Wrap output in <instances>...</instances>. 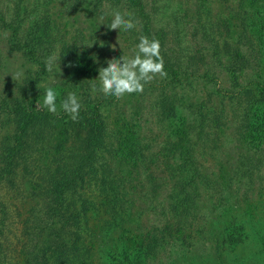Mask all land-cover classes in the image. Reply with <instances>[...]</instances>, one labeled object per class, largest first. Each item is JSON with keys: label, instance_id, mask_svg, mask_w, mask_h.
<instances>
[{"label": "trees", "instance_id": "obj_1", "mask_svg": "<svg viewBox=\"0 0 264 264\" xmlns=\"http://www.w3.org/2000/svg\"><path fill=\"white\" fill-rule=\"evenodd\" d=\"M104 1L106 0H67L65 5L96 11ZM218 1L223 5L227 3V0ZM119 2L126 5L139 20V37L144 35L159 40L164 70L167 72V77L161 83L157 85L150 82L139 94L144 96L156 90L160 93L165 88L191 78L216 85L212 74L216 64L227 75L230 88L227 91L218 88L215 92L228 101L232 135L237 142L242 143L245 151L244 155H239V169L234 172L233 178L239 183L242 179L251 183L255 177L260 180L258 171L264 168V77L260 75V68L264 65V0H241L236 3L232 19L222 18L224 27L216 31L221 34L222 30L220 43L223 54L219 52L218 41L208 36L196 15L194 23L201 32V39L212 44L209 57L214 60L202 72L199 68L186 72V65L191 62L196 65L200 60V53L184 55L182 49L174 50L166 46V35L155 28L151 15H154L157 8L152 7L148 11L143 0H113V5ZM21 5L22 0H14L11 8L4 7L2 10L0 0V30L6 33L8 52L19 55L32 66L26 71L22 84L16 87L14 93L8 88L0 93V126L3 119L14 124L11 134L0 137V191H5V194L0 193V264H88L85 258V248L88 246L82 244V234L91 231L88 227L89 220L101 217L97 207L86 212V205L90 203L89 194L96 192L106 200L112 196L115 197L112 199L114 201L118 190L113 187L121 186L118 175L113 172L116 159L111 157H118V153L100 121L98 111L102 103L108 104L116 98L104 96L97 91L99 100L93 107L88 91L93 83L99 88L96 78L98 69L105 67L104 63L94 60L96 55L92 49L64 43L56 46L47 20L43 19V13L40 20L34 14V9L27 12ZM43 10L45 12L44 7ZM198 11L199 6L195 8L197 14ZM204 12L210 14V11ZM218 17L220 15H217V19ZM49 57H56L58 67L68 71L65 73L67 75L63 86H55L59 91L58 112L55 115L42 107L45 91L41 85L54 71V64L51 71L48 68ZM245 69L254 70L255 78L240 85L238 74ZM69 92H76L82 97L77 122L59 109L61 100ZM154 104L157 107V121L166 122L171 108L166 101H154ZM216 117L214 129L222 133L229 128L226 115L220 112ZM199 120L196 136L206 125L203 115ZM167 124L166 136L170 137L171 131ZM153 132L156 131L148 127L146 118L141 117L132 123L126 134L127 138L116 142L123 148V152L119 154L122 160L130 161L136 166L149 163L152 155H155L153 146L157 135ZM205 135L208 136L206 133ZM55 138L63 139L67 146L56 147V152L53 153L51 141ZM177 138L189 143L185 136ZM114 140L117 141L116 138ZM194 144L190 142V145L183 147L167 143L170 157L176 159L174 154L178 152L181 158H178V162L174 160L171 165H167L171 184L163 201L157 204L158 222L151 225L143 238L140 237L131 245V252L127 256L129 263L122 264H186L191 245L196 244L189 220L196 215L198 200L208 194L209 187L218 197L220 189L224 190L200 171L199 163L192 157ZM109 156L110 159L107 160ZM42 160H46L45 163ZM133 171L137 174L135 168ZM23 181L29 187L25 191L29 206L20 223L22 236L18 240V236H11L9 219H13V215L18 218L19 199L17 194L13 196L7 192L16 191ZM161 185L153 182L149 191L152 196ZM230 185L229 181L227 188ZM120 201L118 199L116 205H120ZM221 201L225 199L220 197L211 202L212 211L223 213L227 210L222 208ZM259 216L260 227L252 223L243 224L236 219L228 223L221 241L222 248L226 249L223 254L225 261L219 259L217 264H241L243 261L244 264H257L256 261L264 264V211ZM252 217V214L247 215L249 219ZM86 237L87 234L84 238ZM18 246L25 249L24 258L20 261V254L16 257L15 250ZM246 247L249 249L247 253ZM19 252H23V249L20 248Z\"/></svg>", "mask_w": 264, "mask_h": 264}, {"label": "rangeland", "instance_id": "obj_2", "mask_svg": "<svg viewBox=\"0 0 264 264\" xmlns=\"http://www.w3.org/2000/svg\"><path fill=\"white\" fill-rule=\"evenodd\" d=\"M13 1L1 0V9L4 10V7L11 8ZM239 1L241 0H227V3L223 5L218 0H143L148 11L152 7L158 9L154 15H151L155 28L162 30L166 35L167 47L174 50L180 48L184 55L200 53V60L196 65H193L192 62L188 63L186 72L196 68L202 72L204 68L206 69L214 63V60L209 57L212 44L201 39V32L194 23L196 15H198L199 21L204 26L208 36L218 41L219 52L223 54V47L220 43L222 30L221 34H218L216 30L224 27L222 18L232 19V13L236 12V3ZM66 3L67 0H22L21 6L25 7L27 12L34 9V14L37 15L38 19L43 13V19L47 20V26L54 35L56 46L64 43L69 46H83L92 49L96 55L94 60H101L105 66L106 60L118 59L121 55H132V50L139 43L141 24L126 5L121 2L113 5V0H106L101 2V7L98 10L94 11L90 8L82 10L74 6H66ZM198 6L197 14L195 8ZM115 10L121 13H130L137 22L136 28L130 31L110 30L112 13ZM204 11H210V14L208 15ZM217 15H220L221 18L218 17L217 19ZM5 38L6 33L0 30V93L4 92L6 88L14 93L16 87L22 84L26 71L32 66L19 55L8 52ZM53 70L52 75L42 82L43 91L51 84L54 75L62 80L56 85L63 86V80L67 75L65 73L68 71L64 70L63 67L58 69L56 64H54ZM59 70L60 73L58 74ZM212 70L216 85L191 78L173 87L165 88L160 93L156 90L150 91L144 96L139 93L125 95L123 99H115L108 104L102 103L98 107L100 121L105 126L107 134L111 137L112 146L118 153V157L116 155L111 157L116 159L113 172L118 175L117 179L121 186L113 187L118 190L115 202L112 201L115 198L112 196L106 200L96 192L94 194L87 193L90 195V203L86 205V212L97 207L101 214V217L98 216L99 218L97 217L94 221L92 219L88 221V227L91 231L82 234V244L88 246L85 248V258L88 264L129 263L130 259L127 256L131 252V245L140 237L143 238L145 232L150 230L151 225L158 222L157 204L163 201L171 184L167 165L168 163L171 165L174 160L178 162V158H181L178 156V152L174 154L176 159L170 157L167 151V143H176L178 146L187 147L190 142H194L192 157L195 162L199 163L200 171L224 189H220V197L225 199V201H221L220 205L223 209H227L223 213L212 211L211 202H215L216 198L220 197L210 187L207 190L208 194L198 200L196 215L189 220L191 233L195 237L196 244L191 245L186 264H217L219 259L222 262L225 261L223 254L226 249L221 246L222 234L233 219L243 224L252 223L253 225L257 224V226L261 224L259 214L264 211V168H260L258 171L260 180L257 177L253 178L251 183H247L245 179L240 180V183L234 180V172L239 169V157H241L239 155H244L245 151L242 143L237 142L232 135L233 125L228 101L215 92V89L218 88L225 91L230 88L228 77L219 70L216 64ZM18 71L22 72L23 75L16 79L14 74ZM260 75L264 77V65L260 68ZM254 76V70L245 69L238 74V83L244 85L252 81ZM162 79L157 75L151 82L158 85ZM96 83L99 86V80ZM91 88L88 93L94 107L99 99L97 92L93 94ZM56 91L59 93L58 90ZM64 92L62 91V93ZM77 96L79 100L82 98L79 94ZM154 101H159V103L166 101L168 107L171 108V114L166 120L167 123L169 122L168 124L157 121V107ZM220 112L226 115L227 126H229L222 133L216 132L214 129L216 116ZM202 115L206 125L196 136V126L200 121L199 117ZM141 117L146 118L148 127L156 131L153 133L157 136L153 146L155 155H152L151 160L149 163L146 162L145 166H136L130 161L122 160L119 154L123 152V148L116 142L122 141V138H127L126 134L129 133V127ZM166 124L171 131L170 137L166 136L168 134ZM13 129L14 124L3 119L0 126V137L3 134H11ZM214 131L216 133H213ZM177 136H185L189 143L180 141ZM66 146L67 144L63 139L55 138L51 141V152L55 153L56 147L64 148ZM42 161L45 163L46 160ZM133 168L137 174L134 173ZM229 181L231 185L227 188ZM153 182L162 185L158 192L152 196L149 191ZM28 188L27 183L23 181L16 191L7 192L12 193L10 195L13 196L17 194L19 199L17 204L18 218L13 215L14 218L9 219L11 236H18V240L20 239L19 236H22L20 223L24 220L27 213L26 209L29 206V200L27 197L25 198V191ZM216 189L219 190L218 186ZM0 193L5 194V191H0ZM118 199H121L120 205H116ZM249 214L253 215L252 219L247 218ZM86 234L88 237L84 238ZM262 234L264 239V220L262 222ZM10 239L13 241L12 238ZM20 248L23 249V252H19ZM15 250L16 257L18 253L20 254L18 258L20 261L24 258L25 249L18 246ZM248 250L246 247L245 253ZM256 263L260 264V261H256ZM241 264H244V261Z\"/></svg>", "mask_w": 264, "mask_h": 264}, {"label": "clouds", "instance_id": "obj_3", "mask_svg": "<svg viewBox=\"0 0 264 264\" xmlns=\"http://www.w3.org/2000/svg\"><path fill=\"white\" fill-rule=\"evenodd\" d=\"M136 23L130 13H121L115 10L112 13L109 29L113 31L119 29L130 31L136 28ZM47 64L50 71L53 64H56L59 69L56 57H49ZM105 64V67L98 69L96 79L99 80V88L93 83L91 91L93 94L99 91L104 96H114L118 100L123 99L125 95L142 93L144 86L155 79L157 75L161 78L167 77L159 40L150 39L144 35L139 37V43L132 50L131 56L121 55L118 59L106 60ZM22 75L23 73L19 71L14 74L16 79L21 78ZM60 81L62 80H59L57 75L53 76L51 84L45 88V95L42 101V107L53 115L58 112V92L55 85ZM81 107V102L75 92H69L67 97L61 100L59 104V109L70 116L74 122L79 119Z\"/></svg>", "mask_w": 264, "mask_h": 264}]
</instances>
